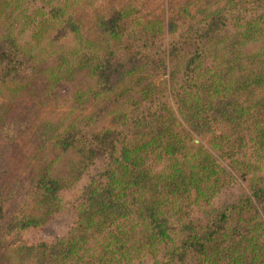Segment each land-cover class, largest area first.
Here are the masks:
<instances>
[{"label": "trees", "instance_id": "trees-1", "mask_svg": "<svg viewBox=\"0 0 264 264\" xmlns=\"http://www.w3.org/2000/svg\"><path fill=\"white\" fill-rule=\"evenodd\" d=\"M24 1L0 0V25L19 8L23 24L33 28L29 40L35 61L16 54L15 36L8 37L7 29L1 32L0 90L17 96L30 89L39 72L53 84L67 80L72 71L85 70L93 83L84 95L124 94V103L111 110L114 117L95 132L85 124L44 122L31 136L38 149L48 143L78 159L68 176H55L45 165L16 187L6 189L0 182V251L5 249L6 264H264V171H252V183L239 197L204 210L203 222L185 212L191 204H209L230 177L211 151L221 156L245 145L260 157L258 164L264 161V0H226L225 7L234 4L254 13L231 31L220 23L225 14L205 12L201 25L185 32L197 52L184 67L194 69L180 76L172 106L158 99L154 107L142 104L144 97L152 96L150 83L136 80L134 88L142 95L137 101L131 99L129 87L119 89L126 75L143 67L140 60L94 51L89 55L74 45L39 71L46 60L42 55L50 54L47 31L67 28L74 41H82L70 11L86 0H30L35 9L28 13L21 8ZM115 22V15L103 21L108 28ZM252 40L258 43L256 49L244 53V45ZM212 44L214 54L207 51ZM217 122L224 129L213 132ZM22 126L6 125L0 118V138L17 137ZM192 134L207 135L208 147L193 144ZM98 152H104L103 169L70 202L74 223L66 234L50 243L8 245L14 232L47 222L61 206L59 192L78 182ZM156 163L162 167L155 170ZM3 174L0 165V178ZM8 200L22 202L7 214Z\"/></svg>", "mask_w": 264, "mask_h": 264}, {"label": "rangeland", "instance_id": "rangeland-1", "mask_svg": "<svg viewBox=\"0 0 264 264\" xmlns=\"http://www.w3.org/2000/svg\"><path fill=\"white\" fill-rule=\"evenodd\" d=\"M233 1L241 3L243 0ZM254 2L253 5H256L257 3ZM20 4L21 8L26 7V13L35 9V2L32 3L30 0ZM225 6L226 0H86L79 7H71V10H75L70 11L73 12L71 21L75 24L82 41H74V33L67 34L66 31H69L67 28L64 30L55 28L57 31L53 28L47 31L46 37L49 38V43L46 44V49L50 54L42 55L46 60L40 63L39 71L49 63H53L61 52L70 51L74 45L87 49L89 55H93V51L111 57L120 54L129 57L130 62L140 60L143 67L138 72L126 75L119 82V89L129 87L130 96L133 97L131 99L137 101L142 98L134 88L136 80L139 79L153 86L152 96L144 97L143 105L148 106L153 103L152 107H154L158 99H164L172 106L173 94L174 97L177 94L180 76L185 73L189 76L194 69L193 65L185 68L184 63L197 52L195 42L187 41L189 36L185 32L200 26L207 11L219 10L218 15L225 14L224 18L221 17L220 23H224L228 31L236 28L235 26L238 29V25L244 20L243 17L254 14L253 10L250 13L244 12L234 4L231 7ZM17 11L19 8L13 10L8 22L0 25V33L7 29L5 32L8 37L14 35L17 41L15 53L25 55L32 62L35 61V49H30L32 41L29 37L33 28L29 23L23 24ZM117 14H120L119 18ZM114 15L115 25L108 28L103 21ZM219 39L220 36L216 41ZM257 45L256 40L247 43L243 47L244 53L254 51ZM211 49L212 51H207L214 54V44L211 45ZM208 61L206 59L205 63ZM30 83V89L20 92L17 96L4 89L0 90L1 122L6 125L9 123L23 125V130L17 137L11 140L0 138V165L5 171L0 182L6 189L26 182L25 180L36 170L45 165L50 166L51 173L55 176H68L67 174L74 167L72 162L78 158L71 151L58 153L56 149L50 148L48 143L42 149L34 146L31 136L33 137L34 132L44 122L61 125L70 122L85 124L87 130L95 132L101 127H106L108 119L114 117L109 112L111 110L115 112L124 103V94L120 97L107 95L104 98L103 95L90 98L84 95V89L93 83V79L85 70L72 71L71 77L67 80L53 84L47 81V74L39 72ZM222 125L218 122L213 123L211 129L213 132L223 130ZM191 136L193 144L208 147L207 135L192 134ZM74 144L75 147L82 148L81 144L77 142ZM211 152L218 165L223 167L230 177L218 188L209 204H191L190 210L185 211L190 218L199 222H203L204 210L218 208L224 201L235 199L244 193L247 186L252 183V171H255V174L264 171V161L258 164L261 159L257 160V158L260 157L245 145L241 149H232V152H226L221 156L218 152ZM101 153L104 154L98 152L99 156L95 158L94 164L83 170L75 185L59 192L61 206L54 214L47 217L49 218L47 222L14 232L16 234L8 238V245L50 243L56 237L65 235L74 223L70 202L79 195L83 186L94 178V174L103 169L105 157L103 154L100 155ZM161 167L162 163L154 165L155 170ZM19 202L12 203L8 200L5 203L6 213L18 206ZM25 207L30 209L27 204ZM7 262H9L7 254L5 249H2L0 264Z\"/></svg>", "mask_w": 264, "mask_h": 264}]
</instances>
